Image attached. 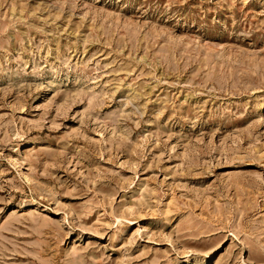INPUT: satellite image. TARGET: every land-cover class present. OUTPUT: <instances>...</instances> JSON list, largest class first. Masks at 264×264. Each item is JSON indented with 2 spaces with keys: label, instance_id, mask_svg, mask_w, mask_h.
Masks as SVG:
<instances>
[{
  "label": "rangeland",
  "instance_id": "obj_1",
  "mask_svg": "<svg viewBox=\"0 0 264 264\" xmlns=\"http://www.w3.org/2000/svg\"><path fill=\"white\" fill-rule=\"evenodd\" d=\"M0 264H264V0H0Z\"/></svg>",
  "mask_w": 264,
  "mask_h": 264
}]
</instances>
